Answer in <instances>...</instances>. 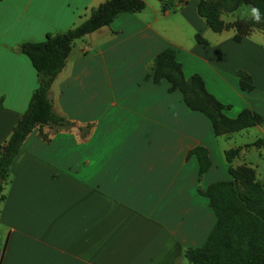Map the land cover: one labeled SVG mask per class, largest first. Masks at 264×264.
I'll use <instances>...</instances> for the list:
<instances>
[{
    "label": "crops",
    "instance_id": "obj_1",
    "mask_svg": "<svg viewBox=\"0 0 264 264\" xmlns=\"http://www.w3.org/2000/svg\"><path fill=\"white\" fill-rule=\"evenodd\" d=\"M100 1L0 0V144L37 84L19 43L64 31ZM197 2L162 11L144 0L72 41L50 85L52 108L91 126L83 137L75 127L35 126L21 142L2 187L0 264H188L183 249L201 245L215 221L197 186L232 178L224 149L264 138V121L215 134L167 79L152 80V58L169 46L184 76L198 73L228 104L226 116L242 107L264 113V31L236 39L233 27L213 30ZM195 145L209 158L199 178L187 154ZM251 149L264 155L262 145L242 146L230 165L253 167L243 157Z\"/></svg>",
    "mask_w": 264,
    "mask_h": 264
},
{
    "label": "trees",
    "instance_id": "obj_2",
    "mask_svg": "<svg viewBox=\"0 0 264 264\" xmlns=\"http://www.w3.org/2000/svg\"><path fill=\"white\" fill-rule=\"evenodd\" d=\"M161 10L183 4L186 0H158ZM198 0L196 9L208 26L213 30L233 27L234 38L238 39L252 27L264 31V0ZM240 1L251 3L255 16L239 17L224 22L219 13L222 7H235ZM144 0H103L91 7L89 14L79 23L64 31L46 33L37 41L25 40L19 43V49L33 66L37 84L33 88L25 109L19 114L8 137L0 144V201L3 198L2 187L7 178L9 165L18 152L21 142L35 126H48L52 131L70 130L75 127L83 137L91 123L75 125L73 121L57 113L52 108L50 85L57 72L63 66L72 41L103 25H108L121 12H135L143 7ZM226 9V8H225ZM195 39L205 40L198 34ZM152 80L157 82L165 78L170 82L169 89L177 88L185 104L202 112L211 122L215 134L229 132L264 121V113L259 114L242 107L233 117L226 116L223 109L228 107L208 92L200 75L196 72L184 76L181 65L174 57L172 47H165L152 58ZM241 88L251 87L248 76L238 72ZM190 91L192 92L190 94ZM48 139L47 133L42 134ZM264 146V138L256 137L249 143L224 149L223 154L231 179H219L209 182L204 189L197 191L207 197L215 221L204 241L199 246L185 247L183 255L188 264H264V186L255 179L249 165L241 163L230 165L231 159L242 146ZM197 160V178L209 165L205 147L195 145L187 150ZM240 172L242 174H240ZM245 172H250L246 174ZM235 174L245 186L238 191ZM3 250V246H2Z\"/></svg>",
    "mask_w": 264,
    "mask_h": 264
},
{
    "label": "rangeland",
    "instance_id": "obj_3",
    "mask_svg": "<svg viewBox=\"0 0 264 264\" xmlns=\"http://www.w3.org/2000/svg\"><path fill=\"white\" fill-rule=\"evenodd\" d=\"M227 4L231 5L230 3H232L231 1H227ZM226 8V9H225ZM222 7L219 13V17L220 14L222 12H224V14L228 17H235L236 18H241V17H250V16H255L256 14V10L254 8V6L249 3V2H242L240 1L235 7ZM254 15H251L253 14ZM192 92L190 91V94ZM259 152H257V150L255 149H251L249 152H245V154H243L244 160H249L251 162H253V167L249 166L250 168H252V172H245L246 174H252V176L259 180L263 186H264V155H259ZM240 164V163H239ZM239 164H235V165H239ZM240 174H242L240 172ZM235 176V183H236V188L238 191H244L245 186L242 183V181L239 180V176L237 174L234 175Z\"/></svg>",
    "mask_w": 264,
    "mask_h": 264
},
{
    "label": "built area",
    "instance_id": "obj_4",
    "mask_svg": "<svg viewBox=\"0 0 264 264\" xmlns=\"http://www.w3.org/2000/svg\"><path fill=\"white\" fill-rule=\"evenodd\" d=\"M1 256H2V245L0 243V260H1Z\"/></svg>",
    "mask_w": 264,
    "mask_h": 264
}]
</instances>
